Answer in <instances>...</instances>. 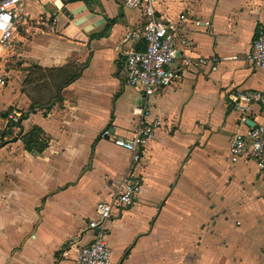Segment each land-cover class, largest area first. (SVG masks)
Returning a JSON list of instances; mask_svg holds the SVG:
<instances>
[{"label":"crops","instance_id":"0c3cea01","mask_svg":"<svg viewBox=\"0 0 264 264\" xmlns=\"http://www.w3.org/2000/svg\"><path fill=\"white\" fill-rule=\"evenodd\" d=\"M82 5L72 20L64 16ZM26 11L55 14L57 23L21 28L3 63L0 264H76L61 255L66 242L92 240L96 204L124 178L142 188L105 223L114 264H264V168L229 157L231 135L246 136L259 119L258 106L242 116L229 96L264 90V72L246 60L264 27V0H157L156 16L176 20L177 36L191 44H178L171 65L180 79L150 96L125 83L123 52L132 44L121 40L142 23L139 10L123 0H27ZM70 64L82 66L78 77L55 92L61 74L51 70ZM13 111L21 117L10 124ZM155 118L161 126L135 163L114 140L130 141ZM35 127L47 143L41 152L23 143Z\"/></svg>","mask_w":264,"mask_h":264},{"label":"built area","instance_id":"2783aa9c","mask_svg":"<svg viewBox=\"0 0 264 264\" xmlns=\"http://www.w3.org/2000/svg\"><path fill=\"white\" fill-rule=\"evenodd\" d=\"M46 6L58 0H34ZM157 0H123L128 9L139 10L142 23L126 30L121 42L132 44L123 52L125 67V83L128 86L139 88L145 96H150L158 88L171 85L180 79V75L171 69L173 61L178 57V44L188 46L191 44L186 38L177 36V21L164 22L156 16L155 2ZM27 0H0V86L6 85L3 63L11 54L15 35L21 28H41L53 30L57 23L55 14H41L32 16L26 11ZM185 15L178 16L182 22ZM142 43L143 50L133 45ZM246 60L253 67L264 72V27H262L248 53ZM205 60H199V65H205ZM185 65L191 60L186 58ZM232 108L242 116L252 115L251 106H258L259 119L254 121L249 132L243 135L235 132L229 139V157L231 162L241 157H249L255 161L259 170L264 168V90L235 91L229 96ZM21 113L13 111L7 116L10 124L20 121ZM161 126L159 118L148 124L139 125L130 141L115 139L114 144L131 152L132 161L137 163L143 149L153 139L155 130ZM103 134H107L104 132ZM139 181L122 179L117 185L110 201L99 202L95 206V218L87 223V229L94 233L92 240L81 244L77 239L68 240L61 252L62 257H69L72 253L76 264H114L111 250L105 239V223L111 217L115 207H129L141 191Z\"/></svg>","mask_w":264,"mask_h":264},{"label":"trees","instance_id":"16d2710c","mask_svg":"<svg viewBox=\"0 0 264 264\" xmlns=\"http://www.w3.org/2000/svg\"><path fill=\"white\" fill-rule=\"evenodd\" d=\"M117 18L109 19L107 21V28L116 22ZM82 66L67 65L60 69L51 70L53 73L57 72L61 74L58 78L54 79V86L57 89L55 92H59L69 83L74 81L81 70ZM57 96H54L51 101H54ZM32 109V108H31ZM41 131L38 128H33L28 134L23 137V143L27 150L32 152H41L46 147V140L41 137Z\"/></svg>","mask_w":264,"mask_h":264},{"label":"water","instance_id":"95a60500","mask_svg":"<svg viewBox=\"0 0 264 264\" xmlns=\"http://www.w3.org/2000/svg\"><path fill=\"white\" fill-rule=\"evenodd\" d=\"M86 8H88L87 5H82L81 7H77V8H74L72 10L65 9L64 10V16H66L69 20H72L76 15H78L81 12H83L84 10H86ZM93 15L94 14L92 12H89V14H86V16L75 20L74 24L75 25L82 24L85 20H88L89 18H92ZM93 26H95V25H93ZM246 123H248V121H246ZM251 125L253 126V124H251Z\"/></svg>","mask_w":264,"mask_h":264}]
</instances>
